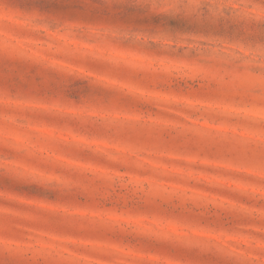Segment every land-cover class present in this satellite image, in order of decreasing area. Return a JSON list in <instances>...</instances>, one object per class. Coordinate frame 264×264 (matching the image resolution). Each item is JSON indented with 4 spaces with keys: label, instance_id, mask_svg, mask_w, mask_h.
<instances>
[{
    "label": "rangeland",
    "instance_id": "1",
    "mask_svg": "<svg viewBox=\"0 0 264 264\" xmlns=\"http://www.w3.org/2000/svg\"><path fill=\"white\" fill-rule=\"evenodd\" d=\"M264 0H0V264H245L264 241Z\"/></svg>",
    "mask_w": 264,
    "mask_h": 264
},
{
    "label": "snow or ice",
    "instance_id": "2",
    "mask_svg": "<svg viewBox=\"0 0 264 264\" xmlns=\"http://www.w3.org/2000/svg\"><path fill=\"white\" fill-rule=\"evenodd\" d=\"M262 13H264V9H262ZM261 175L264 176V172ZM245 264H264V241L260 242L252 258L247 259Z\"/></svg>",
    "mask_w": 264,
    "mask_h": 264
}]
</instances>
